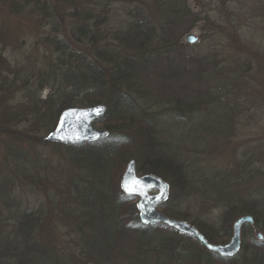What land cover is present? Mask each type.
<instances>
[{
	"label": "trees",
	"instance_id": "16d2710c",
	"mask_svg": "<svg viewBox=\"0 0 264 264\" xmlns=\"http://www.w3.org/2000/svg\"><path fill=\"white\" fill-rule=\"evenodd\" d=\"M60 1L71 10L59 9L60 13L55 9L46 16L50 20L46 25L53 32L47 39L52 46L51 53L57 54V62L50 64L52 67L48 71L39 66V76L35 80L40 86L51 81L47 96L41 99L37 94L27 93L26 98L20 100L23 102L18 101L12 109H5L1 89L7 85L0 84V143L7 155L0 160V171H4L0 178V264H213L217 261L238 264V253L243 254L242 257L250 254L247 255L249 261L241 264H264V238L258 240L253 235L243 241L247 232L264 231V189L241 188L248 183L239 178L215 187L211 193L213 203L220 210L217 225L188 220L185 213L175 207L179 194L180 197L187 194L185 188L191 179L179 160L182 159L181 150L175 153L173 142L161 137L156 122L160 108L154 111L141 103L156 91V88L154 92L143 89L141 81L142 73L152 63L147 39L154 37L155 26L142 17L132 23L135 26L130 41L128 34L132 25L123 33L115 31L112 37L108 30L104 34L100 32V19L106 17L102 11L98 15L92 9H80L79 0ZM39 2L34 0L37 5ZM183 8L189 10L186 4ZM177 13L176 18L164 21L161 29L167 30L165 28H170L175 19L188 15ZM66 17L71 33L66 31V26L59 25ZM165 40L163 36V45L167 44ZM0 60L6 59L0 56ZM237 66L232 71L224 68L222 78L229 79V83L244 80L246 67ZM25 80H21L22 84ZM166 90L169 93H157L166 94L160 96L163 99L158 102H164V108L170 107L179 122L189 123L215 110L208 98L186 102L181 95L169 106L176 93L172 88ZM99 103L107 105L101 122L108 135L92 142L62 144L69 151L71 174L66 185L61 187L66 191L64 200L53 203L62 206L66 218L53 221L44 214L45 207L24 211L17 206L12 208L17 203L10 194L17 183L40 184L46 188L53 182L47 175L41 177L38 170L44 167V162L33 157L28 149V143L37 139L34 133L39 129L45 134L51 132L66 107ZM225 114L223 112L218 119L220 129L226 122ZM53 145L61 144L53 142ZM129 159H135L138 172L154 173L169 183V196L160 206L162 212L189 221L210 243L226 242L236 217L252 216V224L242 227L238 253L222 257L196 239L161 223H142L134 198L119 187ZM3 206L10 212L6 217L1 209ZM72 234L77 236L76 241L71 239ZM66 237L68 241L61 240Z\"/></svg>",
	"mask_w": 264,
	"mask_h": 264
},
{
	"label": "rangeland",
	"instance_id": "374dc122",
	"mask_svg": "<svg viewBox=\"0 0 264 264\" xmlns=\"http://www.w3.org/2000/svg\"><path fill=\"white\" fill-rule=\"evenodd\" d=\"M79 1L80 9H92L98 15L102 11L106 15L105 19H100V32L104 34L108 30L112 37L115 31H127L142 17L155 26L154 37L147 39L152 63L142 73L141 81L143 89L156 88V91L153 89V96H146L141 103L154 111L160 108L156 122L161 137L173 142L175 153L181 150L182 159L179 160L191 179L185 188L187 194L181 197L179 194L176 201L173 197L175 207L185 213L188 220L209 221L217 225L220 210L213 203L211 193L215 187L224 186L226 180L239 178L248 183L241 188H248V191L264 189V0ZM183 4L189 10L184 9ZM55 9L60 13L59 9L71 10L60 0H40L38 5L34 0H0V47L3 48L0 56L6 59L4 62L0 60V84L7 85L1 89L5 109H12L18 101L26 98L27 93L37 94L41 99L49 93L51 81L46 84L42 78L46 86H40L35 80L39 76V66L48 71L52 67L50 64L57 62V54L51 53L52 46L47 39L53 36V32L46 25L50 21L46 16ZM177 11L188 15L175 19L170 28H165L167 30L161 29L164 21L177 17ZM59 25L66 26V31L71 33L67 17ZM134 26L128 34L129 41ZM189 33L197 36L195 43L185 41ZM163 36L166 45L173 46L172 49L163 45ZM81 50L86 52L84 48ZM236 66L246 67L244 80L229 83V79L222 78L224 68L232 71ZM14 79L17 84H13ZM21 80L25 82L22 84ZM169 88L176 93L169 106L177 102V95H181L186 102L199 100V97L208 98L215 110L189 123L179 122L170 107L164 108L166 104L158 102L163 99L160 98L163 94L157 93H169L166 90ZM223 112L227 114L223 115L225 128L220 129ZM96 126L103 127L104 123ZM34 134L37 139L28 143V149L33 157L44 162V167L38 170L41 177L47 175L53 182H49L46 188L40 184L17 183L10 194L17 203L12 208L17 206L18 210L24 211L45 207L46 217L56 222L66 218L62 206L53 202L63 201L66 196L61 187L66 185L71 174L69 151L62 144L55 146L53 142H44L48 133L40 129ZM213 142L215 144H211ZM177 144L181 147H175ZM2 145L0 143V160L7 156ZM3 173L0 171V178ZM0 202L2 205L1 199ZM1 209L5 217L9 215L4 206ZM258 232L264 238V231L255 229L252 234L247 232L243 241ZM76 237L72 234L71 239L76 241ZM247 255L250 256L242 257L243 254L238 253L236 263L248 262ZM213 264L223 263L217 261Z\"/></svg>",
	"mask_w": 264,
	"mask_h": 264
},
{
	"label": "water",
	"instance_id": "95a60500",
	"mask_svg": "<svg viewBox=\"0 0 264 264\" xmlns=\"http://www.w3.org/2000/svg\"><path fill=\"white\" fill-rule=\"evenodd\" d=\"M185 41L189 44L195 43L197 36L189 33L185 36ZM106 109L105 103L66 107L60 112L54 129L45 136L44 142L79 144L107 136V129L96 126ZM119 186L124 194L135 199V205L142 223H161L183 235L198 240L208 250L214 251L220 256H231L238 252L242 225L253 221L250 215H240L232 224V234L227 242L209 243L194 225L186 220L170 217L160 210V204L168 198V182L151 172L138 173L134 159L127 162ZM256 237L261 240L263 235L258 232Z\"/></svg>",
	"mask_w": 264,
	"mask_h": 264
}]
</instances>
